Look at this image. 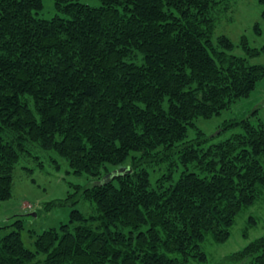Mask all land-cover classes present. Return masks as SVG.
<instances>
[{
	"label": "trees",
	"instance_id": "16d2710c",
	"mask_svg": "<svg viewBox=\"0 0 264 264\" xmlns=\"http://www.w3.org/2000/svg\"><path fill=\"white\" fill-rule=\"evenodd\" d=\"M100 1L54 0L61 14L45 18L44 0H0V204L12 197L16 165L38 144L92 178L44 208L75 204L78 194L93 206L89 216L73 207L68 223L37 234L34 250L16 220L0 235V264L206 261L203 243L225 242L263 193L264 119L225 121L239 130L207 148L212 136L196 123L249 98L264 79V63L249 62L264 46L244 35L241 56L230 37L214 38L229 4ZM163 161L169 171L154 185L147 165ZM227 264H264V235Z\"/></svg>",
	"mask_w": 264,
	"mask_h": 264
},
{
	"label": "rangeland",
	"instance_id": "374dc122",
	"mask_svg": "<svg viewBox=\"0 0 264 264\" xmlns=\"http://www.w3.org/2000/svg\"><path fill=\"white\" fill-rule=\"evenodd\" d=\"M80 1L91 6L101 4L100 0ZM222 1L229 4L230 8L224 9L222 7L220 9L214 38L223 34L227 35L235 44L234 53L241 56H246L241 44L244 35L248 37L251 46L258 48L264 46V0ZM44 4L40 16L51 18L61 14L55 7L54 0H44ZM258 22L261 26V33H257L255 30V25ZM249 62L252 64L264 63V53L249 57ZM233 118H249L255 122L259 118L264 119V79L259 82L257 89L249 98L239 100L230 109L218 116L211 119L200 118L196 121L197 126L205 131L206 136H212L205 148L210 144L212 145V141L217 142L220 139H226L232 132L239 130L237 127L224 128L225 121ZM195 132V130L190 131V139L196 137ZM170 159L175 160L173 164L176 169L181 168L178 155ZM169 166L170 161L153 162L147 165L154 185L161 176L169 171ZM108 174L100 180L97 179L96 183L108 178L112 179V176H108ZM178 174L177 171L176 177ZM91 181L92 178L86 173L80 175L74 173L68 160L57 151L44 149L38 144H31L30 152L24 153L23 158L14 169L12 197L0 204V226L2 227L0 235H5L13 230L15 228L13 222L23 219V241L27 247L34 250L37 234L47 228H58L63 223H68L73 207L80 209L87 216L93 213L91 203L86 202L80 194L75 195V199H77L75 204L70 203L71 198L63 206H57L50 210L44 208L48 202L69 198L70 194L77 191V186L85 187ZM33 213L36 215L34 216ZM92 225L95 226L96 223H92ZM262 235H264V190L254 204L245 208L237 216L236 222L231 228L230 236L225 242L217 243L212 238H208L203 243L206 261L192 259L184 264H227L228 256L237 254ZM44 258V255H39L36 260ZM247 261L250 262V259Z\"/></svg>",
	"mask_w": 264,
	"mask_h": 264
},
{
	"label": "water",
	"instance_id": "95a60500",
	"mask_svg": "<svg viewBox=\"0 0 264 264\" xmlns=\"http://www.w3.org/2000/svg\"><path fill=\"white\" fill-rule=\"evenodd\" d=\"M126 170H127L126 167H121V168H118V169L114 170L112 173H109L108 176H114L115 174L123 173ZM33 214H34V216L36 215L35 213H33Z\"/></svg>",
	"mask_w": 264,
	"mask_h": 264
}]
</instances>
